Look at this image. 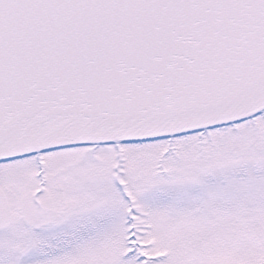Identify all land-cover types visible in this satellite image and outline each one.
Listing matches in <instances>:
<instances>
[{"label":"snow or ice","instance_id":"snow-or-ice-1","mask_svg":"<svg viewBox=\"0 0 264 264\" xmlns=\"http://www.w3.org/2000/svg\"><path fill=\"white\" fill-rule=\"evenodd\" d=\"M0 264H264V0H0Z\"/></svg>","mask_w":264,"mask_h":264}]
</instances>
